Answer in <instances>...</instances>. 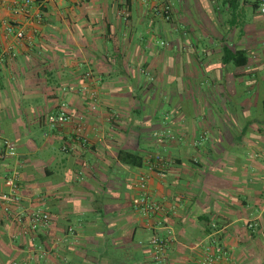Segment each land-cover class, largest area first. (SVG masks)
<instances>
[{
    "label": "crops",
    "instance_id": "1",
    "mask_svg": "<svg viewBox=\"0 0 264 264\" xmlns=\"http://www.w3.org/2000/svg\"><path fill=\"white\" fill-rule=\"evenodd\" d=\"M24 1L0 0V28L37 29L32 47L0 38V146L16 154L0 159V192L16 167L22 203L14 210L39 208L51 223L34 237L0 223V264H198L212 238L229 255L219 264H264L258 0H31L28 15L16 12ZM163 5L169 21L155 14ZM36 13L40 26L27 21ZM85 82L96 111L79 91ZM165 82L171 112L159 117ZM179 91L198 98L186 115ZM61 101L72 119L49 129ZM78 123L86 145L74 136ZM119 152L141 156L142 165ZM150 155L162 156V177L148 170ZM142 173L165 214L139 212ZM153 237L164 241L160 262L150 258Z\"/></svg>",
    "mask_w": 264,
    "mask_h": 264
},
{
    "label": "built area",
    "instance_id": "2",
    "mask_svg": "<svg viewBox=\"0 0 264 264\" xmlns=\"http://www.w3.org/2000/svg\"><path fill=\"white\" fill-rule=\"evenodd\" d=\"M72 1H85V0H72ZM31 0H25L23 4L17 6L16 12L24 15H28V9L31 5ZM260 12L264 14V0H258ZM155 14L160 16L164 21L170 19V7L163 5L154 9ZM31 18V19H30ZM27 21L30 25L40 26L42 22V16L39 13L29 16ZM37 33V29L34 27L30 31L26 30L23 26L11 24L5 22L0 28L1 37H13L17 43L23 44L27 47H32L34 43V37ZM12 51L8 48L7 53ZM11 57L13 54L10 53ZM86 80L93 79L91 73H86L83 77ZM91 85L87 82L82 83L79 91L85 95L89 101V108L91 111L98 109V98L95 91L90 89ZM71 113L68 112V106L65 101H61L58 106V111L54 115H50L47 120V126L49 129H57L64 126L71 121ZM84 128L82 123H78L74 130V136L77 140L86 145L88 139L83 133ZM166 137H172L170 132L163 133ZM159 142H163L162 137H158ZM14 148L5 142L0 146V159H8L15 157ZM165 162L160 155H150L148 157V170L150 172L157 171L159 176H163V169ZM149 182V176L146 173L138 175L135 181V188L140 192L139 197V212L144 216L165 214L168 209L161 202H155L150 199L147 186ZM3 190L0 192V223L16 222L24 236L34 237L42 230L49 228L51 223L50 215L36 209L27 213H16L15 208L18 210L21 207V179L18 174L17 168L10 170L3 178ZM251 228L252 225H249ZM164 241L160 238L153 237L150 240L151 251L150 255L155 261L160 262L161 255L163 253ZM202 256L199 259L198 264H219L220 262H227L229 255L225 247L220 245L214 238L202 245Z\"/></svg>",
    "mask_w": 264,
    "mask_h": 264
},
{
    "label": "rangeland",
    "instance_id": "3",
    "mask_svg": "<svg viewBox=\"0 0 264 264\" xmlns=\"http://www.w3.org/2000/svg\"><path fill=\"white\" fill-rule=\"evenodd\" d=\"M162 40L161 43H160V48L162 50L166 49L168 47V43H169V39L166 38V36H163L161 38ZM164 87L161 91L163 92L162 95L164 98V102H163V108L160 109L158 112H157V115L159 117H163L165 115L166 112H171V108L169 107L168 105V100L170 98V91L172 90V85L169 83V82H165V84L162 86ZM190 92H186V91H179V96L178 97V100L180 101L179 102V107L181 109V112L183 113V115H186V112L188 113L189 110H191V108L187 105V103L189 104L190 101H193L194 103H197L198 102V98L197 97H194V98H190L189 96H193L191 93L189 94ZM172 134V133H171ZM173 135V134H172ZM150 235L147 234L146 237L148 238Z\"/></svg>",
    "mask_w": 264,
    "mask_h": 264
},
{
    "label": "trees",
    "instance_id": "4",
    "mask_svg": "<svg viewBox=\"0 0 264 264\" xmlns=\"http://www.w3.org/2000/svg\"><path fill=\"white\" fill-rule=\"evenodd\" d=\"M118 157L122 162L130 165L131 167H140L143 161L141 156L131 152H119ZM150 258H152L151 255ZM152 261H154L153 258Z\"/></svg>",
    "mask_w": 264,
    "mask_h": 264
}]
</instances>
